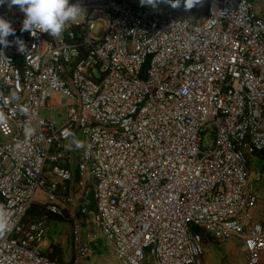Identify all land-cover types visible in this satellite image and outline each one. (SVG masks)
I'll list each match as a JSON object with an SVG mask.
<instances>
[{"label": "built area", "instance_id": "1", "mask_svg": "<svg viewBox=\"0 0 264 264\" xmlns=\"http://www.w3.org/2000/svg\"><path fill=\"white\" fill-rule=\"evenodd\" d=\"M70 3L82 13L52 36L0 0L15 30L0 44V264H70L47 255L33 204L72 219L76 264L98 245L89 218L119 264H204L205 236L242 239L243 264H261L264 14L253 0H206L199 22L155 0Z\"/></svg>", "mask_w": 264, "mask_h": 264}, {"label": "rangeland", "instance_id": "2", "mask_svg": "<svg viewBox=\"0 0 264 264\" xmlns=\"http://www.w3.org/2000/svg\"><path fill=\"white\" fill-rule=\"evenodd\" d=\"M257 6L258 12L264 14V0H253ZM206 0H200L196 8H187L184 0H177L178 6L173 7L176 0H155L156 5L162 9L177 10L186 15L191 21L199 22L204 18ZM102 27L98 26L96 32L100 34ZM69 222L51 220L50 221V234L48 235V242L46 245L57 247L61 251V260L65 263L76 264V253L72 237V219ZM92 230L97 238L98 245L94 249V253L90 258L84 259L77 264H119L114 250L110 243L104 238L101 231L89 218V225H85V235L88 231ZM206 242V264H231V256L228 255L224 248H219L220 243L210 236H205ZM49 246V247H50ZM46 248H42L45 250ZM50 249V248H49ZM48 249V250H49ZM144 264H153V260L149 258ZM233 264V263H232Z\"/></svg>", "mask_w": 264, "mask_h": 264}, {"label": "clouds", "instance_id": "3", "mask_svg": "<svg viewBox=\"0 0 264 264\" xmlns=\"http://www.w3.org/2000/svg\"><path fill=\"white\" fill-rule=\"evenodd\" d=\"M187 8L189 0H184ZM12 5H19L20 10L24 13L22 31H33L38 29L42 33L52 36L60 35L68 23L73 22L82 13L83 9L70 3V0H11ZM179 3L173 4V7ZM15 35V30L11 22L0 17V44H7V37ZM0 230H7L6 221L0 214Z\"/></svg>", "mask_w": 264, "mask_h": 264}, {"label": "crops", "instance_id": "4", "mask_svg": "<svg viewBox=\"0 0 264 264\" xmlns=\"http://www.w3.org/2000/svg\"><path fill=\"white\" fill-rule=\"evenodd\" d=\"M250 170L253 174H258L264 171V157L261 155L254 156L250 161ZM258 196H259V208L257 211V216L264 221V180L258 185ZM217 241V240H216ZM220 245L219 248H224L225 252L231 256V264H243L245 259L244 242L242 239L232 237L225 241H218ZM206 242L204 241V247ZM205 252L203 255V263H205ZM261 264H264V257L262 258Z\"/></svg>", "mask_w": 264, "mask_h": 264}, {"label": "trees", "instance_id": "5", "mask_svg": "<svg viewBox=\"0 0 264 264\" xmlns=\"http://www.w3.org/2000/svg\"><path fill=\"white\" fill-rule=\"evenodd\" d=\"M261 156L264 157V154H262ZM91 199V203L89 205V209L90 210H94V201L92 199V197H90ZM44 215H48L49 220H58V221H64V222H69V218L67 215L63 216V215H54L49 213L46 208L42 205L39 204H33L27 214V219H35V218H39L42 217ZM47 255L52 259V260H58L61 261V251L57 248V247H53L50 246V249L46 252Z\"/></svg>", "mask_w": 264, "mask_h": 264}]
</instances>
